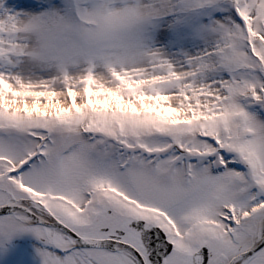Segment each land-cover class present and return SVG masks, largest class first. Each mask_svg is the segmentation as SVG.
Here are the masks:
<instances>
[{"label":"snow or ice","instance_id":"6c2138e0","mask_svg":"<svg viewBox=\"0 0 264 264\" xmlns=\"http://www.w3.org/2000/svg\"><path fill=\"white\" fill-rule=\"evenodd\" d=\"M0 264H264V0H0Z\"/></svg>","mask_w":264,"mask_h":264}]
</instances>
